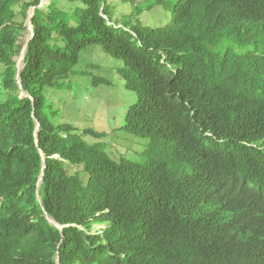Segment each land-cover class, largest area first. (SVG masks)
Returning <instances> with one entry per match:
<instances>
[{
	"label": "trees",
	"instance_id": "1",
	"mask_svg": "<svg viewBox=\"0 0 264 264\" xmlns=\"http://www.w3.org/2000/svg\"><path fill=\"white\" fill-rule=\"evenodd\" d=\"M49 1L0 0V264H264V0H176L163 26ZM94 44L124 61L146 163L49 115Z\"/></svg>",
	"mask_w": 264,
	"mask_h": 264
},
{
	"label": "rangeland",
	"instance_id": "2",
	"mask_svg": "<svg viewBox=\"0 0 264 264\" xmlns=\"http://www.w3.org/2000/svg\"><path fill=\"white\" fill-rule=\"evenodd\" d=\"M176 0H108L115 20L132 25L136 19L143 25L163 26L171 18ZM49 0H42L40 7H46ZM35 8L28 9L26 28L19 38L21 51L15 56L17 67H24L23 49H27L32 37L31 16ZM21 18L22 15L20 14ZM120 22V21H119ZM22 65V66H21ZM124 66L122 59L105 52L98 44L87 46L81 53L75 70L58 87H47L45 95L51 118L57 123L69 122L79 129L93 128L104 131L102 140L108 152L118 157L119 153L128 157H138L147 162L156 156L153 151L149 156L144 154L151 140L130 134L122 129L128 108L136 101V92L126 86L120 74ZM22 67V68H21ZM106 77L109 83L95 84L94 80ZM1 91V87H0ZM27 92L22 91L23 95ZM89 142H96L95 137L88 136ZM99 227V226H96Z\"/></svg>",
	"mask_w": 264,
	"mask_h": 264
},
{
	"label": "clouds",
	"instance_id": "3",
	"mask_svg": "<svg viewBox=\"0 0 264 264\" xmlns=\"http://www.w3.org/2000/svg\"><path fill=\"white\" fill-rule=\"evenodd\" d=\"M42 3V2H41ZM33 16V15H32ZM31 16V17H32ZM31 21V20H30ZM32 24V23H31ZM33 27V25H32ZM32 36H33V33H32ZM31 39V38H30ZM30 41V40H29ZM29 43V42H28ZM28 47V46H27ZM27 50V49H26ZM26 54V53H25ZM25 57V56H24ZM51 222L53 223H56L53 219H50ZM57 225H59L58 223H56ZM254 234H264V230H260V229H257L256 231H254Z\"/></svg>",
	"mask_w": 264,
	"mask_h": 264
},
{
	"label": "bare ground",
	"instance_id": "4",
	"mask_svg": "<svg viewBox=\"0 0 264 264\" xmlns=\"http://www.w3.org/2000/svg\"><path fill=\"white\" fill-rule=\"evenodd\" d=\"M25 53H26V48L23 49V53H22V56L24 57L25 56ZM22 66V65H21ZM22 68V67H21Z\"/></svg>",
	"mask_w": 264,
	"mask_h": 264
}]
</instances>
